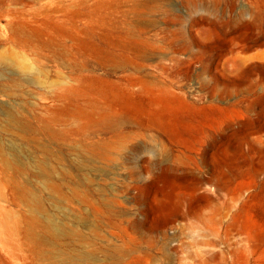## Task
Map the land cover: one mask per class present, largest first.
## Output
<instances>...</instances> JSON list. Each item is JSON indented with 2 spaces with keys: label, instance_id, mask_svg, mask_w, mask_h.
I'll return each instance as SVG.
<instances>
[{
  "label": "rangeland",
  "instance_id": "1",
  "mask_svg": "<svg viewBox=\"0 0 264 264\" xmlns=\"http://www.w3.org/2000/svg\"><path fill=\"white\" fill-rule=\"evenodd\" d=\"M0 57V264H264V0H0Z\"/></svg>",
  "mask_w": 264,
  "mask_h": 264
},
{
  "label": "bare ground",
  "instance_id": "2",
  "mask_svg": "<svg viewBox=\"0 0 264 264\" xmlns=\"http://www.w3.org/2000/svg\"><path fill=\"white\" fill-rule=\"evenodd\" d=\"M0 59H1V57H0ZM26 68L31 69V71L35 75L34 78L36 79V76L40 73V68L35 66V65H29L27 62L22 60L20 62V69L25 70ZM2 79H5V78L2 77ZM4 83H6V82H4ZM4 83L0 82V85H4ZM17 85H18L17 87L21 86V84L18 82H17ZM5 87H7V86H5ZM6 114H7L8 119H10L12 121L14 120L15 116L11 110H8ZM104 145H105V143H104ZM42 157H43V160H41L40 163L44 160H47L48 157H50V156H49V153L44 152ZM26 197H27L30 208H32L34 211H38V212L44 211L41 196L37 192H31L30 191L27 193ZM47 221H48V225L50 226L49 228L53 227V231H51L52 239H56V237L59 234H62L64 232L63 227H60V224L54 222V220L52 218H50V217L47 218ZM43 254L46 256H49L51 258V264H72V263L75 264V262L79 261L80 257H81V255H79V257L70 256L66 253V250H64L63 248H60L56 245H53L52 249L44 250Z\"/></svg>",
  "mask_w": 264,
  "mask_h": 264
}]
</instances>
